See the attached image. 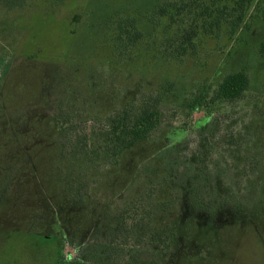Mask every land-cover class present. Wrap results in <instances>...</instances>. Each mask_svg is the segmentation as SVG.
<instances>
[{
	"label": "trees",
	"instance_id": "trees-1",
	"mask_svg": "<svg viewBox=\"0 0 264 264\" xmlns=\"http://www.w3.org/2000/svg\"><path fill=\"white\" fill-rule=\"evenodd\" d=\"M115 1L105 5L107 12L95 22L91 39L92 47L98 46V37L101 44H109L112 56L91 64V52L84 66L77 64L66 74L59 62H42L40 67L47 80V66L51 65L54 78L62 82L51 80L45 89L56 90L62 85L66 95L59 97L60 90L48 92L49 103L55 101L56 109L51 113L52 128L61 136L56 161L60 175H53L50 183L54 188L46 193L45 186L36 181L34 189H40L41 195L36 196L37 191L30 194L33 197L26 200L30 212L23 218L30 223L25 225L26 233L44 238L53 230L49 224L52 213L62 222L61 237L53 230L54 235L44 239V243H58L57 248L51 246L46 264H165L184 239V234L177 232L182 214L240 210L243 201L238 192L245 178L249 180L264 166V154L260 158L248 154L251 141L245 132L250 114L264 103L258 94L264 93V79L255 78L257 69L264 67L257 63L252 68L237 59L235 53L243 50L238 42L212 77L193 82L177 74L183 70L184 59L209 38L230 37L225 39L232 42L244 37L264 63V40L247 39L246 32L257 20L264 21V0H126L122 6ZM8 2L13 6L11 2L18 0ZM71 56L76 58L75 53ZM229 56L241 66L227 67ZM130 63H142L148 70L154 67L157 75L147 70V75L142 71L139 76ZM99 65L116 66L118 77H105L97 69ZM79 74L83 78H76ZM123 74L132 82L119 81ZM95 76L108 81L114 77L118 82L113 88L116 96L111 97L113 106L105 111L98 102L104 94H82L86 89H81L82 81L87 82V89H101L103 83L96 82ZM248 90L258 91L253 101L244 97ZM239 101L251 102L256 108L249 115L240 114ZM196 113L201 115L195 117ZM222 116L233 120H222ZM208 117L212 121L209 126ZM171 131L184 132V143L165 144ZM159 142L154 155L171 163L170 167L154 169V162L147 159L139 171L136 169L142 181L136 187L131 185L132 176L122 189L104 185L117 168ZM234 159H240V166L232 167ZM258 186L259 192H264V175ZM35 206L42 212L35 211ZM44 218L47 228L40 232L34 223ZM84 220L89 221L86 228L81 226ZM66 246L73 248L74 256L63 257ZM177 264H182L181 260Z\"/></svg>",
	"mask_w": 264,
	"mask_h": 264
},
{
	"label": "rangeland",
	"instance_id": "rangeland-1",
	"mask_svg": "<svg viewBox=\"0 0 264 264\" xmlns=\"http://www.w3.org/2000/svg\"><path fill=\"white\" fill-rule=\"evenodd\" d=\"M137 1L132 0L134 3ZM109 2L112 0H18L15 4L11 2L12 6L8 0H0V264H46L51 246L57 248L56 240L54 243H44L45 238L49 240V237L54 235L53 230L61 235L63 224L53 218L54 213L49 222L53 230H48V234H51H47L45 238L26 233L25 225L30 223L28 219L23 221L25 213L30 212L31 208L26 202L27 198L34 191L38 192L34 193L36 196L41 195L40 189H34L37 188L36 181L45 186L43 191L46 193L54 188L50 183V180L54 179L53 175H60L56 161L61 150V136L52 128L51 113L56 109L53 106L55 101L49 103L51 98L48 92L56 93L60 90L59 97L65 98L66 95L61 91L62 85L56 90L48 87L51 80L56 84L62 83L54 78L51 65L47 66V80L41 76L40 67L42 68L46 61L59 62L62 63L66 74L68 68L77 64L84 66L91 52L92 58L88 60L91 64H97L99 60L106 61L107 57L112 56L109 44H101L99 37L98 46L92 47L91 43L95 22L102 20L108 9L105 5ZM115 2H120L122 6L126 0ZM254 27L256 26L253 25L252 28ZM259 35L260 31L256 37ZM225 38L230 37L205 40L195 54H190L184 59L181 64L183 70L177 74H180L182 79L187 78L193 82L202 80L206 75L212 77L219 69L222 58L232 53L238 47V42L244 51L235 53L237 59L241 55L243 62H247L245 64L251 65L252 68L257 63L264 67V63L257 59L252 50L251 43L245 44L246 38L240 37L238 41L232 42ZM72 53L76 54V58H71ZM233 60L234 58L229 56L227 67L241 66L238 60ZM129 66L134 67V72L139 71V76L142 71L147 75L148 68L142 63H130ZM97 69L104 72L105 77L109 74L111 77L112 74L118 77L116 66L99 65ZM149 70H153L150 71L152 75H157L156 68L151 67ZM86 71L91 75L90 70ZM159 73L160 71L158 75ZM255 75H259L255 76L257 80L264 79V68L257 69ZM76 78L83 76L79 74ZM113 78L108 81L106 78L95 76L96 82L103 83L100 90L87 89V82L82 81L81 89L86 87L82 94L95 97V92L99 91V96H105L103 101L98 100L99 104L104 111L109 109L113 106L111 97L116 96L114 89L118 86V82ZM119 81L129 84L132 79L123 74L119 76ZM91 84L95 86L94 81H91ZM256 90L246 91L244 97L253 101L258 93ZM258 94L260 98L264 97V93ZM238 104L240 114L249 115L256 108L251 102ZM261 104L262 108L255 109L254 113L250 114L245 131L251 141L248 154L259 158L264 154V103L259 105ZM244 105H247L245 109ZM258 111L262 113L259 114ZM199 115L201 113H196L195 117ZM184 134L181 131H171L168 134L169 143L165 144L180 146L184 143ZM190 141L193 142V138ZM160 145L159 142L151 145L150 149L147 147V151H141L140 156L137 155L132 162L126 163L127 166L117 168L104 185L112 190L122 189L132 176L134 180L131 185L136 187L142 182L139 180L141 175L137 168L147 159L154 162V169L170 167L171 163L154 155ZM239 161L240 159H234L232 167L240 166ZM258 169L249 180L245 178L242 190L238 192V197L243 201V208L240 210L232 213L226 209L225 213L217 211L211 215L199 214L197 211L195 215L188 212L182 214V219L177 224V232L184 234V239L182 237L179 240L180 246L174 248L166 257L165 264H177L179 260L182 264H264V192L260 193L258 186L264 175V166ZM32 208L42 212L40 206ZM47 222L46 218L37 219L34 226L41 232L43 227L47 228ZM81 223L82 228L89 225V221L84 220ZM13 224L15 228L12 227ZM72 227L74 230V226ZM7 230L10 231L9 235ZM68 255H75L71 246H66L63 250V257Z\"/></svg>",
	"mask_w": 264,
	"mask_h": 264
},
{
	"label": "flooded vegetation",
	"instance_id": "flooded-vegetation-1",
	"mask_svg": "<svg viewBox=\"0 0 264 264\" xmlns=\"http://www.w3.org/2000/svg\"><path fill=\"white\" fill-rule=\"evenodd\" d=\"M253 25L256 26V27L251 28V29H246V32L248 34V39H250V40H264V21L262 19H259V20H257L256 23L252 24V26ZM258 31H260V34L261 35H259L258 37H256V35H258ZM239 60H243V59H241V55L239 57ZM226 118H228L229 120H233V117L232 118H229L228 116H222L220 119L225 120ZM236 118L239 119V121L244 119V118H240V117H236ZM207 120H208L207 126H209L210 123H212L211 118L208 117ZM205 132H208V131H205ZM237 135L238 136H242L243 133L242 132L241 133H237ZM244 135H247V134H244Z\"/></svg>",
	"mask_w": 264,
	"mask_h": 264
}]
</instances>
